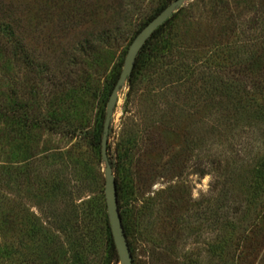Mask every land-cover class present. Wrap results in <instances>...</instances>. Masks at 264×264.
<instances>
[{
	"label": "rangeland",
	"instance_id": "obj_1",
	"mask_svg": "<svg viewBox=\"0 0 264 264\" xmlns=\"http://www.w3.org/2000/svg\"><path fill=\"white\" fill-rule=\"evenodd\" d=\"M173 1L0 0V264H120L106 104ZM158 39L107 134L132 262L264 264V0L188 1Z\"/></svg>",
	"mask_w": 264,
	"mask_h": 264
},
{
	"label": "water",
	"instance_id": "obj_2",
	"mask_svg": "<svg viewBox=\"0 0 264 264\" xmlns=\"http://www.w3.org/2000/svg\"><path fill=\"white\" fill-rule=\"evenodd\" d=\"M191 0H175L171 2L162 12H160L155 18H153L133 39L131 44L128 47L123 67L118 77L116 84L114 85L105 110V119L103 123V134L101 138V149L100 155L101 160L104 163V198L106 205V213L108 224L111 232V237L113 240V244L118 256V260L120 264H133L132 255L127 243V239L123 230L120 212L117 203V195H116V185L115 179L112 172V168L107 159L106 153V144H107V134L110 122L112 120L113 111L116 106L118 100V93L125 85L126 81L130 77L136 58L142 49V47L146 44V42L150 39L153 33L161 27L167 20H169L172 15L184 5V3Z\"/></svg>",
	"mask_w": 264,
	"mask_h": 264
},
{
	"label": "trees",
	"instance_id": "obj_3",
	"mask_svg": "<svg viewBox=\"0 0 264 264\" xmlns=\"http://www.w3.org/2000/svg\"><path fill=\"white\" fill-rule=\"evenodd\" d=\"M166 8V7H165ZM164 8V9H165ZM164 9H162L160 12H162ZM159 12V13H160ZM171 19V18H170ZM169 19V20H170ZM169 20H167L161 27H159L154 33L153 35L150 37V39L146 42V44L142 47V49L140 50L137 58H136V61H135V65H134V68H133V71L130 75V77L128 78V82H131V80L133 79V77L135 76V73L137 72L138 68H139V65L146 62L147 60L151 59L153 56L150 54L151 52H155V48L152 47L151 45V42H154V41H157L159 40V36L161 35V32L162 30L165 28V26H167L169 24ZM151 55V56H150ZM119 77V76H118ZM115 84H116V81H115ZM114 84V85H115ZM130 84V83H129ZM113 85V87H114ZM131 85V84H130ZM113 87L111 88V91L113 89ZM110 91V93H111ZM110 95V94H109ZM109 98V97H108ZM108 101V100H107ZM101 143V142H100ZM118 194L117 193V189H116V195H117V201H118V204L121 203V201L119 200V197H118ZM110 229V228H109ZM110 236H111V232H110ZM110 247H111V251L113 253V255H115V257L117 256V253H116V250H115V247H114V244H113V240H112V237H111V243H110ZM118 258V256H117ZM119 261V260H118Z\"/></svg>",
	"mask_w": 264,
	"mask_h": 264
}]
</instances>
